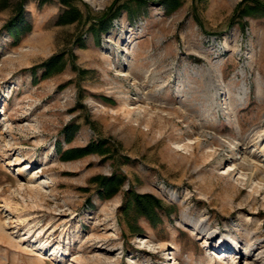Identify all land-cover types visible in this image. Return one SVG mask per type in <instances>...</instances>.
Instances as JSON below:
<instances>
[{"label":"rangeland","instance_id":"rangeland-1","mask_svg":"<svg viewBox=\"0 0 264 264\" xmlns=\"http://www.w3.org/2000/svg\"><path fill=\"white\" fill-rule=\"evenodd\" d=\"M17 1L0 8V264H264V8L69 0L82 16L58 24L61 0H23L14 42ZM100 140L105 155L57 151ZM112 174L100 198L90 179ZM128 190L171 213H123Z\"/></svg>","mask_w":264,"mask_h":264},{"label":"trees","instance_id":"trees-1","mask_svg":"<svg viewBox=\"0 0 264 264\" xmlns=\"http://www.w3.org/2000/svg\"><path fill=\"white\" fill-rule=\"evenodd\" d=\"M41 2L46 0H40ZM40 2V3H41ZM61 2L68 6L67 9L58 16L56 23L67 24L74 22L76 19L82 16V12L75 6H73L69 0H61ZM168 8L174 7L178 4V0H164ZM252 2V4L250 3ZM8 0H0V8L7 7ZM24 1H17L14 4V15L4 25L10 37L17 42L21 35L27 32L30 28L29 23L23 15ZM238 13L242 15H250L255 10L259 11L264 8V5L260 3V0H241L238 4ZM122 8V7H121ZM112 15H102L100 18H95L89 26V30L98 36L101 31H107L110 27ZM88 18V16H87ZM63 54L57 53L43 62L40 63L44 69L43 76L60 71L63 67ZM70 126L64 128L65 141L70 142L72 138L73 130H69ZM75 129V128H74ZM106 141H90L83 147H70L62 149L59 144L57 145V151L60 152V157L63 160L76 159L85 156L90 153H97L105 155L109 152V148L105 145ZM124 177L119 174H112L110 176L95 175L91 177L90 182L95 183L97 187V193L100 198L107 199L112 197L121 185L123 184ZM130 210H133L136 217H144L151 226H155L162 220V213H171L172 207L168 208L163 205L161 200L152 193H138L133 190H128L124 194V202L122 211L128 214ZM130 230H133L132 225H129Z\"/></svg>","mask_w":264,"mask_h":264}]
</instances>
